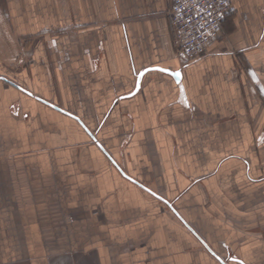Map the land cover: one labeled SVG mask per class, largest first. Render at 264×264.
Wrapping results in <instances>:
<instances>
[{"label": "crops", "instance_id": "crops-1", "mask_svg": "<svg viewBox=\"0 0 264 264\" xmlns=\"http://www.w3.org/2000/svg\"><path fill=\"white\" fill-rule=\"evenodd\" d=\"M231 2L183 64L167 0H3L0 264H264V0Z\"/></svg>", "mask_w": 264, "mask_h": 264}, {"label": "built area", "instance_id": "built-area-1", "mask_svg": "<svg viewBox=\"0 0 264 264\" xmlns=\"http://www.w3.org/2000/svg\"><path fill=\"white\" fill-rule=\"evenodd\" d=\"M233 10L231 0H171L168 15L177 55L189 63L206 54Z\"/></svg>", "mask_w": 264, "mask_h": 264}, {"label": "rangeland", "instance_id": "rangeland-1", "mask_svg": "<svg viewBox=\"0 0 264 264\" xmlns=\"http://www.w3.org/2000/svg\"><path fill=\"white\" fill-rule=\"evenodd\" d=\"M169 4H170V0H167L168 8H169ZM0 9L4 10L3 0H0ZM0 27H3V22L1 20H0ZM77 33H78V27L77 26H72L69 29H67V28H58V29H55V30H52V29L47 30V31L45 30V31L39 32L36 36H37L38 40H40L41 38H44V37H49L50 38V37H53V36L59 37V38L62 39L64 37H67L69 34H77ZM173 34H174V31H173ZM22 41L24 42L25 40L23 39ZM174 45H175V43H174ZM22 57H25V55L22 56ZM183 64H186V63L183 62ZM19 68H20V66L18 65V66L12 67L11 70L12 69L17 70ZM0 69L8 71V69H10V68H4V69L0 68Z\"/></svg>", "mask_w": 264, "mask_h": 264}, {"label": "water", "instance_id": "water-1", "mask_svg": "<svg viewBox=\"0 0 264 264\" xmlns=\"http://www.w3.org/2000/svg\"><path fill=\"white\" fill-rule=\"evenodd\" d=\"M151 70H163L162 68L160 67H151V68H147L146 70L142 71L140 74H139V79H138V85H137V89H139L140 87V82H141V78L144 76V74L148 71H151ZM169 72V71H168ZM173 75L177 76L178 78L181 76V73L177 72V73H174L172 72ZM136 89V90H137Z\"/></svg>", "mask_w": 264, "mask_h": 264}]
</instances>
